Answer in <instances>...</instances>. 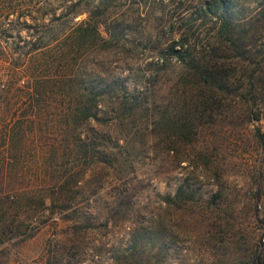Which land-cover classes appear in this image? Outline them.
<instances>
[{"label": "rangeland", "instance_id": "rangeland-1", "mask_svg": "<svg viewBox=\"0 0 264 264\" xmlns=\"http://www.w3.org/2000/svg\"><path fill=\"white\" fill-rule=\"evenodd\" d=\"M200 1L10 0L0 9L2 84L12 70L15 84L24 85L26 69L44 71L67 38H82L75 68L93 71L99 84L115 76L133 81L138 101L121 107L109 127L98 124L110 139L100 136L96 146L107 144L111 163L86 164L78 153L84 172L72 205L45 210L30 234L5 237L0 264H248L254 251L264 253V0H232L229 12L255 54L233 72L252 68L254 91L224 98L204 123L179 133L193 79L179 76L174 60L155 67L152 47L181 30L208 38L212 21L199 15ZM87 18L97 31L76 36L72 27ZM112 26L128 38L117 53L94 39L114 38ZM31 41L40 47L31 50Z\"/></svg>", "mask_w": 264, "mask_h": 264}, {"label": "trees", "instance_id": "trees-1", "mask_svg": "<svg viewBox=\"0 0 264 264\" xmlns=\"http://www.w3.org/2000/svg\"><path fill=\"white\" fill-rule=\"evenodd\" d=\"M9 2L0 0V9L8 7ZM231 4L232 0L200 1L199 15L212 21L208 38H192L193 32L181 30L175 37L161 38L152 47L155 67L164 70L174 60L180 69L179 76L193 79L189 103L176 120L179 133L188 125L197 128L204 123L213 115V107L224 98L246 99L254 91L252 68L241 65V73L233 72L241 59L255 54L245 48L240 32L242 25L239 27L230 18ZM83 23L86 26H81ZM88 28L97 31L88 18L81 19L72 27V32L77 36L85 30L88 34ZM122 29L112 26L110 37L114 38L94 39L117 53L118 49L127 48L128 38L120 36ZM67 39L64 47L67 51L64 45L58 47L59 51L53 54L50 66L44 71L38 69L39 65L26 69L30 78L24 85L15 84L12 70L6 74L5 85L0 74V242L11 235L30 234L27 229L43 221L45 210L53 211L54 207L64 210L72 205L84 172L83 162H76L78 153L87 159L86 164L109 165L112 161L109 147L102 143L96 146L95 141L100 136L108 139L110 136L104 135L107 130L101 131L98 124L109 127L121 119V111L118 113L121 107L138 104L130 94L136 87L133 81L131 84L123 79L118 81L115 76L99 84L93 71L83 75L80 68H75L71 61L82 38ZM38 43L31 41L30 49L39 48ZM260 79V99L264 101V76ZM258 115L255 112L251 118L258 119ZM182 134L187 137L186 132ZM65 154L71 159L66 164ZM181 189L178 185L176 194ZM248 264H264L263 251H254Z\"/></svg>", "mask_w": 264, "mask_h": 264}]
</instances>
